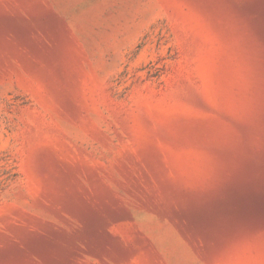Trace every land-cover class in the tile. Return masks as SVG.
I'll list each match as a JSON object with an SVG mask.
<instances>
[{"label":"rangeland","instance_id":"374dc122","mask_svg":"<svg viewBox=\"0 0 264 264\" xmlns=\"http://www.w3.org/2000/svg\"><path fill=\"white\" fill-rule=\"evenodd\" d=\"M0 264H264V0H0Z\"/></svg>","mask_w":264,"mask_h":264}]
</instances>
